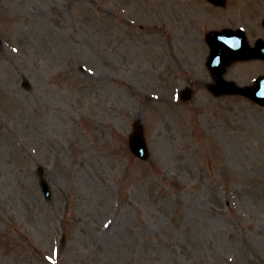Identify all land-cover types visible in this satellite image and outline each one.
Instances as JSON below:
<instances>
[{"label": "rangeland", "instance_id": "1", "mask_svg": "<svg viewBox=\"0 0 264 264\" xmlns=\"http://www.w3.org/2000/svg\"><path fill=\"white\" fill-rule=\"evenodd\" d=\"M263 17L264 0H0V264H264V107L212 92L205 66L209 30L262 36Z\"/></svg>", "mask_w": 264, "mask_h": 264}, {"label": "water", "instance_id": "2", "mask_svg": "<svg viewBox=\"0 0 264 264\" xmlns=\"http://www.w3.org/2000/svg\"><path fill=\"white\" fill-rule=\"evenodd\" d=\"M219 1V0H214ZM220 52V50H218ZM264 78L260 79L257 86L255 88L249 89L244 88L242 92L246 93L248 96H250L252 99L264 103ZM181 97L186 99L189 97V94H186L183 92L181 94ZM131 150L138 155L141 158H147V149L142 133V127L139 124L134 125V131L130 136V142H129ZM43 186L46 187L45 183H43Z\"/></svg>", "mask_w": 264, "mask_h": 264}]
</instances>
